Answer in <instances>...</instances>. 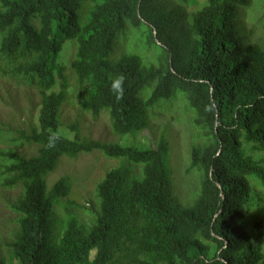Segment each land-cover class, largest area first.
Returning a JSON list of instances; mask_svg holds the SVG:
<instances>
[{
  "label": "trees",
  "instance_id": "obj_1",
  "mask_svg": "<svg viewBox=\"0 0 264 264\" xmlns=\"http://www.w3.org/2000/svg\"><path fill=\"white\" fill-rule=\"evenodd\" d=\"M251 4L0 0V77L37 96L35 122L0 151V188L21 190L10 264H264L263 223L249 232L245 222L252 179L264 188V42L241 31ZM68 43L69 69L58 61ZM117 76L120 96L110 88ZM71 77L79 110L106 114L115 135L137 138L157 116L176 136L122 146L81 138L76 123L74 139L62 136ZM19 142L34 153H18ZM185 143V175L199 178L188 205L168 164L171 146ZM92 151L120 164L96 185L89 223L70 213L55 232L50 218L72 184L63 176L47 190L45 178L60 157Z\"/></svg>",
  "mask_w": 264,
  "mask_h": 264
},
{
  "label": "rangeland",
  "instance_id": "obj_2",
  "mask_svg": "<svg viewBox=\"0 0 264 264\" xmlns=\"http://www.w3.org/2000/svg\"><path fill=\"white\" fill-rule=\"evenodd\" d=\"M263 8L264 0H252L251 6L241 14V31L250 43L261 45L264 42ZM68 46H70V43L66 44L58 59V61L64 63L67 69L70 67V58L74 56V49H68ZM65 51L66 55H64ZM68 73L70 74L71 71L68 70ZM70 82L71 88L68 99L60 111L59 133L62 136L74 139L75 132L68 128L74 123L79 124V136L81 138H88L102 143H116L122 146H138L139 144H144L146 147L153 146V141H157L162 134L169 139V131L170 136L172 134L176 136L174 122L171 120L166 121L168 122V125H166L169 127L165 132H162V127L165 124L162 121L163 119L157 116L154 119L151 118L150 128L142 132L137 138H132L131 135H115L110 125V119L106 114L99 113L95 117L92 112L87 113L79 110L74 98L73 77H71ZM36 115L37 96L35 93L25 90L14 80L0 77V133L3 134L0 139V151L4 150L11 140L18 139L19 132L27 130L30 122H35ZM185 146V149L182 150L176 145L171 146L168 164L174 179V192L184 205H188L197 195L199 178L198 176L185 175L190 167V152L186 143ZM14 148L26 157H30L35 151L34 146H27L22 142L17 143ZM256 154L259 153L255 152L257 157ZM119 164V161L107 159L99 151L82 152L72 157H60L54 171L45 178L47 190H50L53 184L63 176L70 178L72 188L68 201L65 200L57 206L50 218L55 232L61 224L60 219L65 220L70 213H76L81 221L89 223L90 213L97 211L96 185L108 170L117 167ZM252 187L254 200H251L246 206L245 222L248 225L249 232H251L252 224L261 221L264 231V188L260 182H255L253 179ZM20 193L19 187L12 190L0 188V258L6 260L7 264L11 263V259L6 243L12 240L17 231L16 217L11 212L10 206L19 197ZM261 241L264 247V237Z\"/></svg>",
  "mask_w": 264,
  "mask_h": 264
},
{
  "label": "clouds",
  "instance_id": "obj_3",
  "mask_svg": "<svg viewBox=\"0 0 264 264\" xmlns=\"http://www.w3.org/2000/svg\"><path fill=\"white\" fill-rule=\"evenodd\" d=\"M123 84H124V78L122 76H117L111 80L110 88L111 90L117 94V96H120L123 94ZM54 142L50 141L49 147H53Z\"/></svg>",
  "mask_w": 264,
  "mask_h": 264
}]
</instances>
